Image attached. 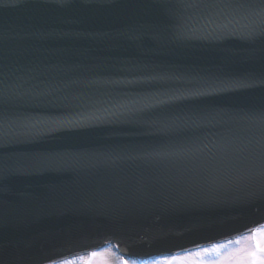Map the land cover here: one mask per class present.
<instances>
[{"label":"water","instance_id":"obj_1","mask_svg":"<svg viewBox=\"0 0 264 264\" xmlns=\"http://www.w3.org/2000/svg\"><path fill=\"white\" fill-rule=\"evenodd\" d=\"M3 0L0 3V30L6 34L81 31L114 33L142 23L162 2L177 7L186 24L183 37L174 32L153 38L143 37L138 44L127 38L85 39L69 43L64 37L16 38L15 47H26L32 61L7 78V105L0 96V115L7 114V125L0 132L21 131L18 119L98 113L142 94L164 99L166 93L202 88L200 76L217 68L255 70L264 68L259 40L224 36L218 27L228 23L240 29L249 22L243 13L232 15L220 7L224 0ZM255 0L259 19V5ZM199 5H209L200 7ZM149 76L163 79L148 80ZM123 81H133L126 83ZM5 90L0 75V91ZM20 93H27L22 97ZM214 104H194L190 99L168 102L153 109L131 113L133 117L155 120L143 126L152 135L168 124L173 130L163 134L173 146L195 144L191 155L165 157L145 165L134 160L103 162L105 154L123 156L132 144L146 143L122 131L130 126L101 123L82 141L78 149L89 155L79 160L76 172L47 173L37 177H15L0 182V195L14 196L39 192L51 186H67L72 203L87 207L80 212L44 206L34 222L22 227L13 239L21 246L39 251L29 264H43L73 252L99 246L116 239L128 252L147 253L209 242L244 231L264 222V208L247 206L233 191L211 193L212 177L223 179L234 168L255 166L249 153L234 147L221 149L218 142L229 135L251 136L264 127L249 119L251 105H264V85L253 90L239 89L219 94ZM27 100V103L20 101ZM203 109V111H197ZM126 117L128 113H120ZM114 120L115 117H106ZM46 124L38 123L41 132ZM48 140L11 144L9 155L40 151ZM213 195V196H211ZM211 201L202 203L201 201ZM259 223H254V221ZM115 233V234H114Z\"/></svg>","mask_w":264,"mask_h":264},{"label":"snow or ice","instance_id":"obj_2","mask_svg":"<svg viewBox=\"0 0 264 264\" xmlns=\"http://www.w3.org/2000/svg\"><path fill=\"white\" fill-rule=\"evenodd\" d=\"M3 0H0L2 3ZM62 7H70L67 0H62ZM195 4L179 6L162 2L154 6L152 17L142 23L132 26L127 31L114 33H89L81 31H51L42 33L6 34L0 30V75L5 81V90L0 91L3 104L7 105L10 98L7 94V78L18 68L31 67L32 61L26 47H15L13 42L16 38L23 40L26 37L55 38L64 37L69 43L85 39L116 40L127 38L138 44L143 43V37L152 36L156 38L167 32H174L175 36L183 37L186 21L177 11V7H196ZM209 7V5H199ZM255 0H224L223 3L212 5L220 7L229 14L243 13L249 18V22L240 29L229 27L228 23L219 25L224 36H238L246 41L255 42L259 40L264 44V3L259 5V19H251L256 15L254 11ZM261 58L264 60V47L261 48ZM161 76H149L144 79H163ZM202 88L198 90H178L166 93L164 99H156L153 94H142L138 97L126 100L116 106L115 110L105 109L103 113H77L70 116L36 118L22 116L18 119L21 131L9 135L7 131L0 132V182L9 181L15 177H37L47 173L76 172L79 160L89 155L87 152L79 151L82 141L90 133L94 132L95 125L101 123H121L135 127H129L122 131L129 133L138 140L146 143L130 145L123 156H111L105 154L103 162H114L115 160L127 159L140 161L145 165L160 162L162 158L177 155H191L199 148L195 144L173 146L169 143L167 136L163 135L173 129L164 124L163 127L155 129L162 135L155 136L143 130L144 125L154 124L155 120L133 117L130 114L153 109L160 105H168V102L190 99L194 104H214L219 94L239 89L253 90L256 85H264V68L259 72L249 69L243 71L217 68L214 72L199 77ZM132 83L133 81H123ZM27 97V93H20ZM22 103L28 101L22 100ZM171 106V105H168ZM203 111V109H197ZM249 119L259 120L264 125V105L249 108ZM120 113H128L122 117ZM106 117H115L108 120ZM7 114L0 115V126L7 125ZM38 123L46 124L41 132L35 131ZM48 140L50 146L40 151H25L9 155L5 151L6 146L11 144H29ZM218 147L228 149L234 147L238 152L249 153L248 159L255 160V166L245 165L234 168L223 179L212 177L209 181L211 193L233 191L240 194L241 202L247 206L264 208V127L251 136L229 135L218 142ZM67 186H51L39 192L22 193L9 199V196L0 195V264H29L34 257L39 256V251L29 247L21 246L18 239L13 236L24 226L28 225L38 217L44 206L58 208L66 211L80 212L87 207V201L80 205L72 203V197L67 193ZM213 196V195H211ZM211 202L209 200L202 203ZM264 219V217H262ZM259 223V221H254ZM115 234V233H114ZM251 243L245 247L228 248L221 244H213L211 247L199 249L196 252L186 253L184 256L163 257L161 260L153 261L152 264H264V226L253 229V235L249 237ZM119 251V245L115 250L111 247L92 250L84 259V264H134L127 259H114ZM52 264H56L52 261ZM59 264H73L70 260H61Z\"/></svg>","mask_w":264,"mask_h":264},{"label":"rangeland","instance_id":"obj_3","mask_svg":"<svg viewBox=\"0 0 264 264\" xmlns=\"http://www.w3.org/2000/svg\"><path fill=\"white\" fill-rule=\"evenodd\" d=\"M241 242H242V241H241ZM241 242H240V243H241ZM244 242L246 243V240H245ZM236 247H238V246H236ZM236 247H235V248H236ZM114 259H116V257H114ZM75 263H77V262H75Z\"/></svg>","mask_w":264,"mask_h":264}]
</instances>
